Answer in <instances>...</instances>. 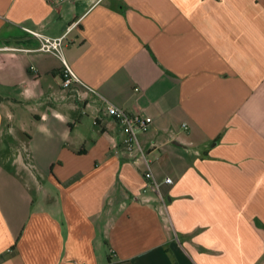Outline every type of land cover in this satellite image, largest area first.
I'll use <instances>...</instances> for the list:
<instances>
[{
	"label": "crops",
	"instance_id": "1",
	"mask_svg": "<svg viewBox=\"0 0 264 264\" xmlns=\"http://www.w3.org/2000/svg\"><path fill=\"white\" fill-rule=\"evenodd\" d=\"M0 264H264V0H0Z\"/></svg>",
	"mask_w": 264,
	"mask_h": 264
},
{
	"label": "built area",
	"instance_id": "2",
	"mask_svg": "<svg viewBox=\"0 0 264 264\" xmlns=\"http://www.w3.org/2000/svg\"><path fill=\"white\" fill-rule=\"evenodd\" d=\"M37 38V45L32 49H38L42 51H49L58 56L60 53V46L63 41V35L47 36L45 34L29 30ZM62 72L61 85L67 86L71 82L80 83L83 87V92L94 91V89L87 84L81 82L78 77L71 70L69 65L62 59ZM104 110L120 127L121 139L120 144L123 151L129 156H138L146 164V168L143 170V177L147 180V183L156 191L159 190L160 184L172 182V178L168 175L162 178L154 176L152 171L148 167V159L145 157L144 151L138 142V133L145 130L150 122V116L142 114L138 111H127L120 106L114 105L108 101H105ZM182 126H185L182 123Z\"/></svg>",
	"mask_w": 264,
	"mask_h": 264
}]
</instances>
